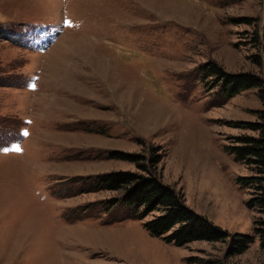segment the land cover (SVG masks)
Segmentation results:
<instances>
[{"label": "rangeland", "instance_id": "1", "mask_svg": "<svg viewBox=\"0 0 264 264\" xmlns=\"http://www.w3.org/2000/svg\"><path fill=\"white\" fill-rule=\"evenodd\" d=\"M208 65L263 85L227 99ZM262 112L264 0H0V264H264L258 236L179 247L147 230L160 211L91 191L153 149L189 208L254 235V171L227 147Z\"/></svg>", "mask_w": 264, "mask_h": 264}, {"label": "trees", "instance_id": "2", "mask_svg": "<svg viewBox=\"0 0 264 264\" xmlns=\"http://www.w3.org/2000/svg\"><path fill=\"white\" fill-rule=\"evenodd\" d=\"M205 71L209 76H216L219 81H223L220 83L227 99L263 85L259 78L251 74H228L210 65ZM235 125L237 128L249 130L252 134L231 137L233 146H228L227 151L233 154L237 161L253 168L252 176L239 177L237 182L252 191L247 206L264 215V117L260 122H238ZM152 150L146 155L115 156L118 159L126 157L135 163L136 171L114 172L94 179V187L91 191L122 190L123 192L118 199L109 201L110 203L106 202L105 210H110L116 205H124L125 208L133 210L137 216H148L160 211L161 214L146 223L147 230L154 236H165L167 242L179 247L194 241L230 240V253L240 255L246 252L258 236L264 249L263 218L256 221L254 235H231L206 216L189 208L184 197L174 187L162 181L157 172L162 156Z\"/></svg>", "mask_w": 264, "mask_h": 264}, {"label": "snow or ice", "instance_id": "3", "mask_svg": "<svg viewBox=\"0 0 264 264\" xmlns=\"http://www.w3.org/2000/svg\"><path fill=\"white\" fill-rule=\"evenodd\" d=\"M23 135L27 136L28 134L25 132V133H23ZM0 150H5V149H0ZM15 151L19 152V151H21V149H20L19 147H17V148L15 149Z\"/></svg>", "mask_w": 264, "mask_h": 264}]
</instances>
